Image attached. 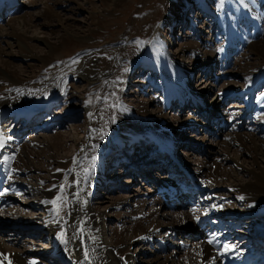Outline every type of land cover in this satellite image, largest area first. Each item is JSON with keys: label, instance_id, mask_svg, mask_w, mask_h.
<instances>
[{"label": "bare ground", "instance_id": "6f19581e", "mask_svg": "<svg viewBox=\"0 0 264 264\" xmlns=\"http://www.w3.org/2000/svg\"><path fill=\"white\" fill-rule=\"evenodd\" d=\"M107 1L116 4L121 2V0ZM201 1L205 4V0ZM201 1H199V3H201ZM228 1L229 3H227V6L233 5L237 11L240 9V6H235L232 0H227V2ZM14 2L15 0H0L1 9L4 11L0 14V20L3 19L4 21L0 23V116L7 114L12 117L21 118L24 120L22 122H28L39 115H49V112H47L49 108L53 107L63 97L62 94L68 77L92 83L101 77H106L112 65H106L103 71L97 72L95 71V64L92 57L86 56L84 59L76 62L73 61L74 63H71L72 68L69 66L70 63H68L67 65L58 67V69L50 73L47 71L41 74V76H35V68L39 67V70L43 68L42 70L46 71L47 65L54 61V58H57L54 56L59 53L63 54L62 51H59L61 47L82 45L80 46L81 48L84 44L86 45L88 41L98 37L100 34H97V31L92 28L87 29L85 35L71 33L74 28L69 29L64 26V19L62 20L59 14L54 13L53 16L56 17L62 29L61 37L57 38L59 39V44H56V42H47L43 38L36 36H29L26 34V30L23 26H25L27 21L31 20L35 14L29 10H22L21 8L22 6L24 7V5L28 6L29 4V6H31L36 4V0L27 3L24 2L21 6ZM47 2L44 3L45 11L50 8ZM203 3H201V5H203ZM241 7L243 10L244 6L242 3ZM253 9L256 11L254 14L258 16L256 10L258 8L254 6ZM225 16L229 19H225ZM5 18L8 19L4 20ZM90 18L91 21L93 19L92 22H94V17L91 16ZM220 18V21H225L223 25L224 34H228L225 43L226 49L227 45L228 47H232L235 41L231 31V16L226 12V14L222 15ZM193 21L191 25H193L197 33L199 27H197ZM252 22L255 26V30L258 29V21L253 18ZM241 29H243L240 31L239 35L241 39H245L248 34L249 36L253 34L252 31L249 33L246 27H241ZM198 38L202 43L212 41V38H202V34L199 35ZM30 40L43 43L44 51L42 54L33 53L32 47L34 46L30 44ZM156 41L158 43V51L155 55L153 64L155 69L163 73V81L167 84L165 87L161 85V88H163L162 90H165V102L171 104L170 101L176 98V100L181 101V104H185L184 102L186 101L190 102L188 99L189 96L193 97L195 99L192 98L194 101L191 99V102L201 107L200 110H198L199 113L210 118L211 111L204 113L206 105H203L204 101L206 102L207 100V96H209L208 90L206 92L202 90L198 93H193L195 89H203L201 88V84H204V81L200 80L202 83H198L197 87L192 88V85L188 83L190 70L172 60V57L168 55V43L162 40V38ZM118 44L119 42L114 43L115 46H118ZM195 44L192 43L185 48L183 47L184 49L182 52L193 54L192 50L196 49V46H199L198 43ZM204 47H206V44ZM248 47L250 48L249 51H251V54L263 60L260 63V67L264 68V45L260 46L257 44V41L251 40ZM223 50L224 49H220L217 53L220 54V58L224 57V53L227 51ZM199 53L202 52L199 51ZM14 56L33 60L34 62L27 63L17 68V66L12 64L9 60V58ZM201 56L202 57H200V54H193V65L195 67L197 65L199 70L204 71L212 68L214 61L211 51L208 50L207 52H203ZM198 72L199 71H197L196 74L200 76ZM32 73H34V75H32ZM212 73L213 71H209L206 74L211 75ZM246 73L252 74L253 72ZM210 77H214L213 74ZM260 78L259 75H256L253 83H251V85L246 84L244 86L245 89L241 91L243 87L238 92V96L249 94L251 86L256 85V82L259 81ZM198 81L199 78L196 82ZM197 98L199 100H197ZM218 99H215L213 104L220 103ZM246 101H248V99H246ZM89 104L91 106V103ZM248 105L250 109L254 106L252 102ZM83 108L88 109L89 106ZM40 109H42L41 112L39 111ZM124 109L123 111L119 110V117L124 125L123 127L127 130L129 129V131H143L147 138L136 137V135L132 136L130 132H124L119 135L120 139L115 141L111 140L108 143L107 139H105V132L102 125L105 110L95 109L86 121L87 131L85 135L79 138L72 137L70 139V141L74 143V154L72 153L73 155L70 157L66 154H60L65 151L62 142L67 140L66 137H64L65 139H60L59 136L55 134L54 136L49 135L42 138L36 134V136L24 138V136H21L20 132L15 130L13 132H5L0 129V143L3 145L0 147V178L3 181L0 191V193H2L0 194V209L4 205L10 204L9 202H11V200L16 199L17 195L20 193V188H18V186L20 184H25L29 186L28 190L31 196H37L36 198L34 197V200L32 199L31 206H37L40 210L46 212L41 218L44 224L40 226L35 222L25 224L22 220L24 216L26 217V214H23L22 211L15 210V208L7 210L8 216L15 220V227L10 232H6L5 230L0 231L3 233L2 236L7 238L4 239L2 237V239H0V264H9V261L11 264H54L58 263V261L59 263L60 261H65L68 264H125L126 261L129 263L133 261L135 263L138 256L136 258L133 254H130L129 249L131 245L134 243H149L155 240L157 244L159 243V248L162 249L165 245L161 239H166V236H176V241H173V239L170 241L179 251H181V246L179 244H183V254L179 256L176 255V249L174 250V254H171L172 252L165 254L158 252L155 256H152L151 259L147 260V264H244L247 261H251V264L264 263V254H258L257 252V247L261 245V243L264 244V231H261L260 234L255 237V245H253V247L249 248L245 246L243 248H234V246L229 245L232 250L225 253L224 245L227 244L225 242L226 235L225 233H220V229L222 228L221 222L226 220L229 224H235H232V227L228 228L232 231L233 228L236 226L238 227L243 222V219L240 218L239 211L237 212L228 208L225 211H220L216 208L213 209V206H210L211 209H209L208 206L204 208L202 212L198 213L195 211L196 204L193 205L192 202H187L185 200L184 205L186 207L182 211L179 209L174 212H167L168 210L162 213L156 212L160 205L168 207L169 205L173 206L176 204V202L168 196V191L175 192L178 197H186V194L188 196L193 192V186L191 185L192 180L197 181V185L200 184L199 188H201L203 192H206L205 194H208L207 196L217 199H219V197H225L223 196V189H221L223 186H221L219 182L227 180L225 182H228L229 186H227L226 189H229V193H236L234 196L237 199L243 197L242 200L248 203L247 205L255 206V208L246 211L249 212L247 214H256V212L264 213V167H259V164H264V142L259 140L252 133H234L231 131L225 134V136H227L226 140H218L214 143L215 148L213 151L211 147L205 145L206 150L204 155L197 161L198 168H194L186 163L188 161L187 159H185L184 162H180L181 159L174 155L173 141L175 143H179L178 140L182 141L180 136L183 134L182 130L184 127L195 128L197 123H201V126H204L201 121L185 120L179 124L178 127L174 128L171 127L170 123L164 118L159 119L155 112H147V108ZM38 112H40L39 115ZM54 122L45 124L43 129H48V127L52 128L53 125L58 124L56 120ZM61 122L62 120L59 121V123ZM237 122L238 121L231 123L229 120H225L222 122V125L231 124L232 127H235ZM219 123L221 124V122ZM260 124L259 126H261L260 129L262 130L264 127V117ZM59 125L61 126V124ZM77 127L76 125H72V129L74 130ZM138 138L143 141L147 140V142L153 146L154 150H152L153 152L151 153L155 154L157 151L155 155L158 157L166 154L168 159L172 162L171 171L177 175L180 174L179 178L184 180V184H176L171 181L157 184V186L151 190L152 194L148 200H138L133 195L134 200L130 202L131 206L126 207L128 209V217L125 224L120 228H102L100 227V221L109 217V214L100 213L99 210L94 208L93 203L97 199L93 198L94 193L93 195H88L87 193L91 192L96 184L97 187H100L103 183H107L108 178L106 177L109 176L106 175V171L102 174L98 172V168H96L95 165L96 162L93 161L92 157H95L96 160L99 153L103 151L106 153V147L109 145L113 147L111 150L112 152L110 154L106 153V156H111L113 153L117 155L125 154V157H121V160L128 159L129 155L126 154V152L133 142L138 141ZM122 140L126 144L119 143L121 144L119 145L117 142H122ZM222 143H224L223 149H219L222 150L223 153L215 160L218 156L216 153L217 147L221 146ZM232 147L239 148L249 156L254 166L256 165L255 170H252L253 174L251 179L246 181L241 179L238 180L237 173L233 174L234 169H232L230 165V163L233 164V162H230L225 156L226 152L228 153L229 151L228 149ZM177 150L178 152L181 151L180 145ZM135 158H132L133 160L130 158L129 168H132V171H140V165L136 162L137 160ZM45 160L46 163H44ZM159 162L160 160L157 162L155 159V162L148 160L146 163L157 164ZM146 163H143V165H146ZM44 164L47 165L46 168L43 167ZM105 164V156H103L98 161L99 168H102ZM132 171L127 172L129 175H132L134 174ZM65 173L69 174L67 178L64 177ZM149 173L150 171L147 173L143 171L142 178L155 181V178L150 177ZM9 174H11V179H9ZM32 174L35 176V183L31 184L29 176ZM61 185H64L63 194L58 196L61 191ZM196 190L198 191L200 189ZM64 192L67 193V202L65 203L64 201L61 205L59 203L60 199L56 198H63ZM99 192L100 190L98 193ZM201 199L205 200L207 197L198 198V205L201 203ZM51 201H56V203L53 204ZM124 203L120 202L119 199H113V204L122 206ZM256 203H260V205L256 206ZM213 211L220 213L213 214ZM42 213L43 212H39V214ZM210 215L218 217L209 221ZM157 217L165 221V228L159 230L160 225L164 223L159 224ZM247 223L251 225V223ZM205 224L211 225V232H209V230H203ZM245 230H248V228ZM40 231L50 235L55 248L53 258L50 256H42L44 262L37 255L26 253L25 251L15 252L5 248L1 244L3 239L9 241L13 235H15V241H18V235L21 233L37 234ZM226 233L231 234V232ZM233 233H235V231ZM61 234L63 239L60 238ZM192 236H197L195 237V241H191L192 239L189 238ZM211 239L215 240L213 244L209 243ZM216 244H221L220 250H215ZM85 252L88 253V259H85Z\"/></svg>", "mask_w": 264, "mask_h": 264}, {"label": "rangeland", "instance_id": "374dc122", "mask_svg": "<svg viewBox=\"0 0 264 264\" xmlns=\"http://www.w3.org/2000/svg\"><path fill=\"white\" fill-rule=\"evenodd\" d=\"M31 1L33 0H19L18 4L21 6L24 2L27 3ZM199 1L121 0L120 3L116 4L107 0H36V4L22 6V10H29L35 14V16H33L31 20H28L26 25L23 26L26 30V34L29 36H36L43 38L47 42H56V44H59V39L57 38L61 37L62 29L56 17L53 16L54 13L59 14L62 20L64 19V26L69 29L74 28L71 33L85 35L87 29L92 28L97 31V34H100L98 37L88 41L87 44H84L81 48L80 46L82 45L61 47L59 51H62L63 54L59 53L54 56L57 58H54L55 60L47 65L46 71H43V68H40V70L39 67L35 68V76H41V74L47 71L50 73L58 69V67L67 65L68 63H70L69 66L72 68L71 63L73 61L76 62L84 59L86 56L92 57L95 64L94 68L97 72L103 71L104 67L109 64L112 65V68L106 77H101L92 83L68 77L62 94L63 97L51 107V109L49 108L50 111H47L49 115L41 116L25 125L24 122H22L23 120H20L21 118H14L5 114L0 116V129L5 132H13L15 130L20 132L21 136H24V138L36 136V134L42 138L49 135L54 136L55 134H57L60 139H65L64 137H66V139L69 140L62 142L65 151L60 154H66L70 157L74 154V143L70 141V139L72 137L79 138L85 135L87 131L86 121L95 109L105 110L102 125L105 132V139H107L109 143L111 140L115 141L120 139L119 135L124 132H130L132 136L136 135V137L147 138L143 131L127 130L123 127L124 125L119 117V110L123 111L125 110L124 108H147V112H155L159 119L164 118L170 123L171 127L174 128L178 127L179 124L185 120H199L204 124V126H201V123H197L195 128L184 127L182 130L183 136H180L182 141L178 140L179 143L173 146L174 155L181 159L180 162H184V160L187 159L188 161L185 162L188 163L190 167L192 166L194 168H198L197 161L203 157L206 150L205 145L211 147L213 151L215 148L214 143L218 140H226L227 136H225V134L231 131L234 133H252L259 140L264 142V130L261 131L260 127H257V123L264 117V68L260 67V63L263 60L251 54V51H249L250 48L248 47L251 40L257 41V44L260 46L264 45V0H232L235 6H240V11H237L233 5L227 6V3H229L227 0H223L222 5L221 0H205V4L201 1L203 5H201ZM45 2L50 6L49 10L46 11L44 10ZM241 3L245 7H243V10L246 11L242 10ZM254 6L258 8L256 9L258 16L254 14V12H256L253 9ZM226 12L231 16L230 22H232V27L231 24L230 27L235 41L232 47H228L227 45L225 49L228 34H224L223 25L225 21H220V17L226 14ZM91 16L94 17V22H92L93 19L91 21ZM252 17L258 21L257 24L259 27L256 29L257 31L252 22ZM7 19L8 18H5L4 20ZM227 19L229 18L227 17ZM192 21L199 27L197 33L193 25H191ZM3 22V19L0 20V23ZM241 27H246L249 33L250 31L254 33L250 34V36L249 34L247 36L245 35V39H241L239 37L240 31L243 30ZM201 34L202 38H212V41L202 43L198 38ZM159 38H162V40L169 44L167 47L169 51L168 55L172 57V60L190 70L188 83L192 85V88L197 87L198 83H202L200 80L204 81V84H201V88L203 89H195L193 93H198L202 90L206 92L208 90L209 96H207V100L206 102L204 101L203 105H206L204 113L211 111L210 118L199 113L198 110H200L201 107L198 105L195 106L191 102L195 98L189 95L188 99L190 102L186 101L184 102L185 104H181V101L176 100V98L170 101L171 104L165 102V90H162L163 88H161V85L165 87L167 84L163 81V73L155 69L153 64L155 55L158 51V43L156 40ZM29 42L34 46L32 47L34 54L43 53L44 45L42 42L33 40ZM115 42H119L118 46L120 47L117 45L115 46ZM196 42L199 46H196V49H191L193 54H200V57H202V53L208 50L213 54L214 65L207 71L199 70L197 65L196 67L193 65V54L182 52L185 47L192 43L195 44ZM203 44H206V47H204ZM222 48L224 49L223 51L227 50L228 52L225 51L227 54L224 53V57H221V60L220 54L217 53ZM199 51L202 53H199ZM9 60L12 64H15L17 68L27 63L34 62L33 60L19 58L18 56L11 57ZM197 71H199L198 73L200 76L196 74ZM209 71H213L212 74L214 77H210L212 74H206ZM246 72L253 73L248 74ZM34 73H32V75H34ZM255 74L259 75L261 78L256 82V85L251 87V93L248 95L245 94L242 98L238 97L237 92L246 84L249 83L250 85V83H253L256 76ZM198 78L199 81L196 82ZM244 89L245 87L241 91ZM244 98H248L251 102H255L256 100L259 101V103L254 106L255 110L252 109L248 111L247 104L243 101ZM215 99H218L220 103L213 104ZM197 100L199 99L197 98ZM89 103H91V106ZM86 106H89L88 109L90 110L83 108ZM42 109L39 111L41 112ZM218 118L222 119V121L227 119L230 121H236L237 119L241 120L239 121L240 125L235 129H231L229 125L217 129V121H220ZM55 120L58 124L53 125L52 128L48 127V129H43L42 126L44 124L53 123ZM60 120H62L61 123H59ZM37 123H40V125L38 126ZM59 124H61V126ZM72 125L78 127L74 130L72 129ZM247 126H249V128H247ZM117 143L126 144L123 140ZM179 145L180 152L177 150ZM223 146L224 143L217 147L216 153L218 156L215 160L223 153V151L220 150L223 149ZM112 148V146L108 145V147H106V153L110 154ZM151 150L152 146L142 139H139L130 146L128 150L130 157H137L135 159L140 165V171L136 170L132 175H129L127 172L132 171L130 170L131 168L127 166L129 161L121 160V156H112L108 158L109 168L106 167L108 169L106 172L109 177L107 183H103V185L97 187V191H95L94 186L93 190L87 193L88 195H93L94 193V197H91L97 199L93 203L94 208L99 210L100 213L109 214V217L100 221V227H105V229L122 227L128 217V209L126 207L131 206L130 202L134 200L133 195L138 200H148L152 194L151 190L154 189L153 182L161 183L168 178V173L170 171L168 168L169 161L165 156V160L160 159L162 162L160 165L146 163L148 160L151 161L150 159L155 158ZM228 150L225 156L230 162H233V164L230 163L232 169H234L233 174L237 173L238 180L241 179L246 181L251 179L253 174L252 170H255L256 165L254 166L249 156L236 147L229 148ZM103 153L106 154L104 151ZM155 154H157V151ZM152 160L155 161V159ZM44 163H46V160ZM143 163H146V165H143ZM44 165L43 167L46 168L47 165ZM260 166L264 167V164H259V167ZM142 170L144 173L150 171V177L155 178V181H152V179L145 181V179L142 178ZM32 175L29 176L31 184L35 183V176ZM68 176L69 174L65 173L64 177L67 178ZM225 181H218L219 184L223 186L221 189H223V196L225 197H219V199L212 198L207 196L208 194L206 195V192L201 191L200 197H207V199H202L203 204L196 207V212L199 213L203 211L207 206H213V208L219 209L220 211H225L227 208L237 212L239 211L240 218L243 219L240 226L246 225L245 227L248 228V231L245 230V227L244 229L238 228L241 233L238 238H233V241H239V244L247 241V243L251 245L255 237L260 234L261 231H264V213L256 212V214H247L249 212L246 211L255 208V206L247 205L248 203L244 200L237 199L234 196L236 193H229V189H226L229 183ZM18 188H20V193L17 195L16 199L11 200V202H9L10 204L0 209V231L5 230L6 232H10L15 227V220L8 216L7 213V210L10 208H15V210L22 211L23 214H26V217L24 216L22 220L25 224L33 222L40 226L44 224L41 218L46 214L45 211L40 210L37 206H31L32 201L37 196H31L28 190L29 186L25 184H20ZM99 190L100 192L98 193ZM62 194V191H60L58 196ZM64 195L66 198L59 197L60 204L64 201L66 203L67 201V193L65 192ZM115 198L119 199L120 202H125L124 205L113 204V199ZM257 205L259 206L260 203H256V206ZM179 209L182 211L184 207L166 209L160 205L156 212L162 213L167 210V212H174ZM39 212L43 213L39 214ZM214 213L217 214L220 212L214 211ZM157 221L159 224L165 222L160 217H157ZM247 222L251 223V225ZM165 226L166 223L160 225L159 230L165 228ZM2 234L3 233L0 232V239L3 237ZM3 238L7 239L5 237ZM14 238L15 235H13L9 241L3 239L1 244L5 248L15 252L25 251L26 253H32L37 255L41 260L44 259L42 256H50L53 258V244H51L50 235L45 232L43 233L40 231L37 234L21 233L18 235V241H15L16 239ZM189 238L192 239L191 241L196 240L194 237ZM171 239L176 241L175 236H166V239H163L166 246L167 243H170L164 250L158 248V244L155 240L149 243H134L130 246L129 252L136 256V258L138 256V258L135 260V263L133 261H130V263L126 261L125 264H147V260L151 259V257L155 256L158 252L161 254L172 252L171 254H174V252L177 251L175 252L176 255L179 256L183 254V244L179 242L181 246V251H179L178 248L172 244L170 241ZM62 262L60 261L61 264H68L65 261ZM60 263L58 261V263L54 264Z\"/></svg>", "mask_w": 264, "mask_h": 264}, {"label": "snow or ice", "instance_id": "6c2138e0", "mask_svg": "<svg viewBox=\"0 0 264 264\" xmlns=\"http://www.w3.org/2000/svg\"><path fill=\"white\" fill-rule=\"evenodd\" d=\"M222 3H223V0H221V5H222ZM2 146H3L2 143H0V147H2ZM92 159H93V161H95V157H92ZM74 162H75V161H74ZM58 171H59V170H58ZM9 179H11V174H9ZM60 188H61V191H63L64 185H61ZM0 194H2V193H0ZM57 199H60V198L58 197ZM240 199H243V197H240ZM51 203L55 204L56 201H51ZM60 238L63 239L62 234H61ZM209 243H212V241L209 240ZM224 249H225V253H227L228 251H231V250H232V249L229 247V245H227V244L224 245ZM5 259H6V257H5ZM85 259H88V253H87V252H85ZM9 264H11L10 261H9Z\"/></svg>", "mask_w": 264, "mask_h": 264}]
</instances>
